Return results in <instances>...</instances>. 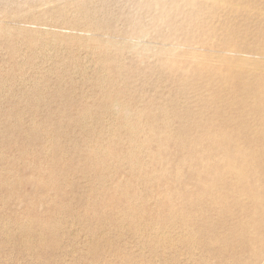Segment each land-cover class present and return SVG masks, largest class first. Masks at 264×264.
<instances>
[{"label": "rangeland", "instance_id": "374dc122", "mask_svg": "<svg viewBox=\"0 0 264 264\" xmlns=\"http://www.w3.org/2000/svg\"><path fill=\"white\" fill-rule=\"evenodd\" d=\"M240 12L0 0V264H218L226 246L247 260L264 203V16ZM227 132L243 166L215 153L198 167Z\"/></svg>", "mask_w": 264, "mask_h": 264}, {"label": "bare ground", "instance_id": "6f19581e", "mask_svg": "<svg viewBox=\"0 0 264 264\" xmlns=\"http://www.w3.org/2000/svg\"><path fill=\"white\" fill-rule=\"evenodd\" d=\"M201 1H202V3H206V4L210 3L212 9L220 8L223 10H228V12H230V13H238V14L241 13L240 11L242 10V11H245L247 14H250L253 16H259V17L264 16V6L253 7L250 4V1L246 2L245 6L236 5V4L232 3L230 0L229 1L228 0H201ZM262 2L264 3V0H262ZM237 50L238 49H236V48H233V49L231 48V49H226L225 52L234 53ZM259 53L261 54L262 57H264V48H259ZM208 61H210V59H206L205 61L202 62V66L206 70H212V72L216 73L219 77L222 78V81H224L225 84H230L228 86L230 89L234 88L236 86L235 82H231L228 80L229 75H227L225 72H223L222 66L219 68L217 67L220 64L214 66L213 64L209 63ZM225 62H226V65L223 66L224 68L229 69L231 67H237L234 64V62L232 60H230L229 58H225ZM220 86H223V85H220ZM216 136H218V135L216 134ZM216 136H214L210 139L209 143L206 145V149H207L206 156L203 159H197L196 165L198 167L204 169V171L208 172V170L206 169V165H207L206 162L208 160L212 161L213 155L215 153H220L223 159H227V161L230 162L229 164L234 163L236 165V167L243 166L246 157H245L244 153L242 152L243 148L241 146H239V143L237 145L235 141H233V142H235V144L231 141V140H236V139H233L232 133H230V132L221 133L219 135V138H217ZM184 169L187 170V168H184ZM214 174H216V173H214ZM188 177L191 178L190 175H188ZM187 183H190V182H187ZM263 186H264V184H263ZM219 195L222 198H224V196L222 194H219ZM263 195H264V193H263ZM213 198L214 197L212 194L209 197H207L206 199L213 201ZM220 210L222 212L225 211L222 209H220ZM256 213H260V215H259L258 219H256V221L259 224V226H257V228H262V231L255 234V232L251 233L250 229H245V232L248 233L246 236L250 237L248 239V241L242 240V244L244 246L243 251L247 252V257H248L247 260L244 259V261H242L241 263L238 262L237 254L242 253V250L238 249L234 252H231L229 250V248L226 246L225 251L222 254H220V260H219L218 264H264V203L258 206V210L255 208L254 213L252 215H254ZM232 214H234V210L230 209V213H229L228 217L231 216ZM255 224H256L255 221H248L244 225L249 226V227H254ZM243 237H245V236H243ZM243 237H241V238H243ZM206 249H209V247H207ZM209 252H210V249H209ZM213 255H214V253L212 254V256Z\"/></svg>", "mask_w": 264, "mask_h": 264}]
</instances>
